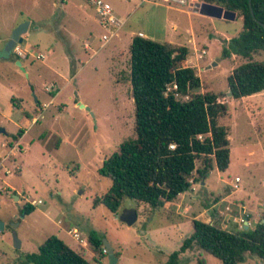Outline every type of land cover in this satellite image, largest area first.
Instances as JSON below:
<instances>
[{"label":"rangeland","instance_id":"1","mask_svg":"<svg viewBox=\"0 0 264 264\" xmlns=\"http://www.w3.org/2000/svg\"><path fill=\"white\" fill-rule=\"evenodd\" d=\"M103 1L123 25L99 49L107 33L86 0H0V264H27L24 256L50 236L89 264H109L107 254L90 247V232L119 254L116 264H166L192 234L193 220L232 232L264 220V92L227 97V77L247 60L221 57L225 43L242 30L241 19H213L188 4L160 0ZM26 23L20 56L8 43ZM139 33L186 47L185 66L201 82L191 94L212 93L225 101L228 112L217 122L228 132L230 164L223 173L214 168L198 179L173 204L151 208L124 199L114 214L94 207L93 200L111 186L98 172L103 160L135 137L129 48ZM262 60L263 54L252 57ZM26 204L34 210L25 216ZM129 208L137 213L132 226L119 219ZM179 264L221 263L193 249L179 255ZM240 264L264 263L246 253Z\"/></svg>","mask_w":264,"mask_h":264},{"label":"trees","instance_id":"2","mask_svg":"<svg viewBox=\"0 0 264 264\" xmlns=\"http://www.w3.org/2000/svg\"><path fill=\"white\" fill-rule=\"evenodd\" d=\"M199 1L233 12L242 22L240 33L221 51L223 59L237 56L247 60L227 77L231 98L239 100L264 92V60L252 61L254 55H264V29L260 25L264 24V0ZM129 53L135 137L120 143L103 160L98 172L111 181V186L93 200L94 207L103 205L114 214L124 199L151 208L173 203L211 170L223 173L230 164L228 132L217 123L227 114L228 106L219 102L216 94H191L201 82L195 70L185 66L188 49L135 35ZM179 95L188 99L180 101L176 97ZM33 210V205L26 204L22 214L29 215ZM192 226V234L166 264H179V255L193 249L215 257L221 264H240L246 253L264 263L262 221L252 230L243 227L233 232L200 220H193ZM87 241L95 253L104 255L102 239L95 232L88 234ZM118 255L115 253V257ZM23 260L27 264H89L56 236L48 237L37 252L25 255Z\"/></svg>","mask_w":264,"mask_h":264},{"label":"water","instance_id":"3","mask_svg":"<svg viewBox=\"0 0 264 264\" xmlns=\"http://www.w3.org/2000/svg\"><path fill=\"white\" fill-rule=\"evenodd\" d=\"M194 12L199 13L201 15H205V16L213 18V19H222L225 21H233L236 18L235 13H233V12L226 11L223 8L218 7V6L206 5L203 3L195 4L194 5ZM27 25H28V23L22 24V25H20L14 29V31L11 34L9 43H8V49L13 50L17 45L22 44V42H23L22 34H24V32H26V26ZM260 25L264 29V24L260 23ZM16 65L19 66L22 69V71H24V69L21 67V64L19 61H16ZM226 95H227V97H232L231 91H229L228 94H226ZM80 107L84 108L85 110H88V108H85L83 105H80ZM3 132L4 131L0 129V133H3ZM119 219L121 222L125 223L127 226L134 225V223L137 221L136 210L134 208H129V209L123 210V212L119 216ZM262 223L264 224V220L262 221ZM1 229H2V224L0 223V230ZM244 230H247L246 226L244 227ZM13 238L15 241V248H20V243L17 241L16 234L14 232H13ZM102 242H103V248L105 249L106 254L109 257V264H116L117 258L114 255L113 248L106 241H102Z\"/></svg>","mask_w":264,"mask_h":264},{"label":"built area","instance_id":"4","mask_svg":"<svg viewBox=\"0 0 264 264\" xmlns=\"http://www.w3.org/2000/svg\"><path fill=\"white\" fill-rule=\"evenodd\" d=\"M88 1L95 9V13L99 19V25L105 29L107 34L102 35L103 46L104 44L108 43L109 40L116 34V32L121 28L123 25V21L120 19H116L112 13V9L109 4H107L103 0H86ZM165 4H174V5H190L194 8L195 4H198L199 0H160ZM14 52L20 56H22V51L19 49V46H16ZM206 52L202 51L203 56ZM175 88V87H174ZM77 238V235L75 234ZM103 253L106 254L105 249L103 248Z\"/></svg>","mask_w":264,"mask_h":264},{"label":"crops","instance_id":"5","mask_svg":"<svg viewBox=\"0 0 264 264\" xmlns=\"http://www.w3.org/2000/svg\"><path fill=\"white\" fill-rule=\"evenodd\" d=\"M145 1H149V0H145ZM139 36L145 38V36H143L141 33H139ZM102 47H103V44H101V47H100L99 49H101ZM84 48H85V49H88L89 47H88L87 45H85ZM94 54H96V53H94ZM19 62H20V64L22 65V62H21V61H19ZM59 94H60V91H57L56 93H54V95L51 97V100L49 101V103L53 102V100H54ZM218 101L221 102V99H218ZM221 103H225V101L222 100ZM46 107H47V106H46ZM25 118H26V117H25ZM217 123H218V122H217ZM218 125H219V123H218ZM2 145H4V144L2 143ZM10 151H11V150H10ZM11 153H12V151H11ZM2 159H3V158H2ZM234 187H237V185L234 184ZM180 197H181V194L178 196L177 199H179ZM168 204H173V203H168ZM246 222H247V220H246ZM245 224L247 225V223H245ZM249 225H250V224H249ZM68 232H70V231H68ZM82 241L84 242V245H86V242H85L84 240H82Z\"/></svg>","mask_w":264,"mask_h":264}]
</instances>
